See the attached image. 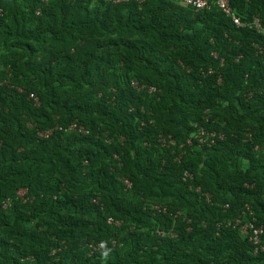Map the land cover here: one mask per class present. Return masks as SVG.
I'll list each match as a JSON object with an SVG mask.
<instances>
[{
    "label": "trees",
    "instance_id": "trees-1",
    "mask_svg": "<svg viewBox=\"0 0 264 264\" xmlns=\"http://www.w3.org/2000/svg\"><path fill=\"white\" fill-rule=\"evenodd\" d=\"M229 2L0 0V264H264L228 224L264 227V0Z\"/></svg>",
    "mask_w": 264,
    "mask_h": 264
},
{
    "label": "built area",
    "instance_id": "built-area-1",
    "mask_svg": "<svg viewBox=\"0 0 264 264\" xmlns=\"http://www.w3.org/2000/svg\"><path fill=\"white\" fill-rule=\"evenodd\" d=\"M44 2H47L48 0H42ZM138 3H141L144 0H134ZM179 4L183 5V6H189L192 7L195 10H204V9H211L213 7H216L218 9H220L225 15L229 16L232 19L233 24H235L236 26H241V25H245L240 18L235 14V12L233 11L229 0H177ZM38 12V11H37ZM253 26L258 30L261 31L262 27L260 25L259 19L258 17H254L253 18ZM131 85L136 88V89H145L147 88L148 92H153L155 91V87L154 86H147L146 84H140L138 81L136 80H131ZM29 98L32 99L34 101L35 104H38V98L37 96L30 92L29 93ZM54 128H58L61 129V126L59 125H55ZM53 128L44 130V131H37L38 136L41 137H47ZM66 131H78V132H82V133H87L88 131L86 129H84L82 126H79L76 122H72L70 123L66 128H63ZM214 135V132H207L206 130H204L203 128L199 127L197 129V132L195 133V137L198 139V142L200 144H203L204 142H210L213 143V139L212 136ZM219 136L221 137L222 135L219 134ZM158 141L160 142V144L162 146H167L168 145V141L167 139L162 136L161 134L158 137ZM187 143H191V140L188 139ZM182 153H179L175 159L176 160H180L181 159V155ZM183 177L184 179L187 177H191V174L188 171H184L183 173ZM124 183L129 187L131 185L130 181L127 179H124ZM196 190H199V187L196 188ZM27 189L26 188H21L17 191L18 196H20L21 198L24 197V195L26 194ZM206 198V200L209 201V194L208 193H204L203 194ZM96 201V200H94ZM225 207H227V205H225ZM251 211H248V215H251ZM246 214L245 211H242L241 214H239L238 216H236L233 220H229L228 224H232L234 227H238V230L240 232V234L244 237H246L253 245V252L254 253H258V252H264V227L262 225H256L255 224V218H252L250 220H243V216ZM109 222H112V219L109 218L108 219ZM115 224H118V222H114ZM89 247L91 248V251H95L98 250L100 248L104 247V243L100 242L98 244H89Z\"/></svg>",
    "mask_w": 264,
    "mask_h": 264
},
{
    "label": "clouds",
    "instance_id": "clouds-1",
    "mask_svg": "<svg viewBox=\"0 0 264 264\" xmlns=\"http://www.w3.org/2000/svg\"><path fill=\"white\" fill-rule=\"evenodd\" d=\"M103 256L106 258V257L108 256V251H105V252L103 253Z\"/></svg>",
    "mask_w": 264,
    "mask_h": 264
},
{
    "label": "rangeland",
    "instance_id": "rangeland-1",
    "mask_svg": "<svg viewBox=\"0 0 264 264\" xmlns=\"http://www.w3.org/2000/svg\"><path fill=\"white\" fill-rule=\"evenodd\" d=\"M118 225H119V223H118Z\"/></svg>",
    "mask_w": 264,
    "mask_h": 264
}]
</instances>
